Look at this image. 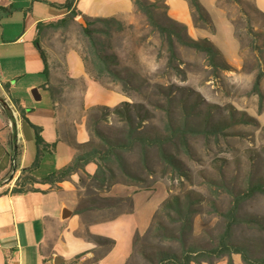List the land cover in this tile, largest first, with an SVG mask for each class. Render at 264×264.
Here are the masks:
<instances>
[{
    "label": "rangeland",
    "instance_id": "1",
    "mask_svg": "<svg viewBox=\"0 0 264 264\" xmlns=\"http://www.w3.org/2000/svg\"><path fill=\"white\" fill-rule=\"evenodd\" d=\"M152 1L156 3L154 17L165 25L173 24L165 3ZM223 2L239 45L238 52L231 47L226 49V55L223 53L226 67L221 66L222 57H217L216 64L212 65L206 52L178 41L174 47L176 55L172 56L167 36L138 9L121 22L109 25L96 22L93 25L98 29L94 32L95 46L83 32L82 17L62 22L59 27L50 25L41 34V40H46L54 50L77 49L90 73L124 93L125 101L131 103L132 123L137 132L150 136L171 135L172 140L164 146L172 161L163 160L156 145H148L144 162L137 143L132 150L123 152L126 170L137 178L123 174L113 159L107 164L114 169L115 177L108 173V180L101 183L81 172L76 181L77 195L66 197L67 202L76 203L74 209L87 208L85 218L90 220L91 212H96L94 215L99 218H109L129 211L132 193L152 190L134 195L136 219L144 218L149 207L152 212L156 211L148 227L135 234L126 264H153L149 256L153 257L158 250H183L180 240L169 237L178 234L180 223L174 222L169 211L161 208L172 195L189 194L196 199L185 246L208 250L216 245L225 229L224 214L235 196L248 191L252 183L264 184V76L258 88L254 85L258 72L264 70V17L247 0L241 4L234 0ZM60 4L48 9H58ZM17 15L21 18L13 24L9 22L8 26L22 24L24 14ZM196 24L205 25V22L199 20ZM217 26L218 37L228 42V27L219 19ZM94 51L107 58L111 72L100 75L96 72ZM32 68L30 61L29 70ZM41 88V94L46 95ZM28 95L34 101L32 91ZM113 108L92 110L89 130L98 120L99 128L106 135L123 137L129 129L128 121L115 114ZM178 127L187 129L185 142L179 134L173 136ZM90 132L92 141L104 149L95 132L92 129ZM53 161L50 156L44 158L33 175L47 176L53 172ZM238 213L242 220L232 227V241L248 247L252 256H264V192L245 195ZM234 257L239 264H245L241 254L233 253V260ZM208 261L228 264V256H211Z\"/></svg>",
    "mask_w": 264,
    "mask_h": 264
},
{
    "label": "crops",
    "instance_id": "2",
    "mask_svg": "<svg viewBox=\"0 0 264 264\" xmlns=\"http://www.w3.org/2000/svg\"><path fill=\"white\" fill-rule=\"evenodd\" d=\"M57 1L0 0V264H55L56 256L64 259L61 264H126L135 234L148 227L156 211L149 207L144 218L136 219L134 195L152 190L132 193L129 211L109 218H99L91 212L92 218L87 220V211L75 213L76 203L66 200L77 195L76 181L81 172L85 174L82 169L54 182L43 180L46 176L33 175L47 156L54 160V171L70 164L79 145L92 139L90 112L98 106L111 108L126 100L120 89L90 73L77 49L54 50L41 40L43 30L69 12L60 5L58 9H48L66 0ZM162 1L168 16L185 24L193 38H209L224 54L231 47L238 52L234 24L223 0H199L214 29L196 24L188 0ZM247 1L264 17V0ZM72 7L90 17L115 16L119 20H127L137 9L134 0H74ZM37 11L41 14H35ZM17 14H24L22 24L8 26L21 18ZM217 19L228 27V42L218 37ZM36 40L45 53L47 71L44 64L42 70ZM33 87L38 89L41 101L34 96L31 101L28 93ZM41 87L46 95L41 94ZM35 127L43 140L39 147ZM96 168V163L89 162L84 170L93 174ZM65 208L72 210L67 218L62 216ZM94 236L110 238L114 244H100L90 238ZM233 261L239 264L235 257Z\"/></svg>",
    "mask_w": 264,
    "mask_h": 264
},
{
    "label": "trees",
    "instance_id": "3",
    "mask_svg": "<svg viewBox=\"0 0 264 264\" xmlns=\"http://www.w3.org/2000/svg\"><path fill=\"white\" fill-rule=\"evenodd\" d=\"M191 7L194 10V18L195 22L202 20L205 22V25H208L214 29L213 22L204 8V6L201 4L199 0H188ZM237 3L241 4L242 0H234ZM74 0H66L63 4H60L61 7H64L68 9L67 15L54 24V26H59V23L67 22L69 19H75L76 17H82L84 19V23H80L83 29V32L87 35V37L90 40V43L95 46L96 45V39L94 36V32L98 29H95L93 25L100 21L107 25H109L112 22H121L118 18L115 16H108V17H90L87 15H84L79 10L72 7ZM134 3L136 5V8L138 10L143 11L145 14H147L150 22L156 27L160 33L165 34L167 36L169 45H170V51L171 55L175 56V42L178 41L183 45H187L190 47H194L198 50L206 52V54L209 57L210 63L212 65L216 64L217 57L223 58V53L221 50L216 46V44L210 40L209 38H201V39H195L187 32V26L179 21H176L169 17L171 22L173 24L171 25H165L158 21L154 17L155 12V1L152 0H134ZM166 8L167 5L165 4ZM255 8V7H254ZM256 9V8H255ZM257 11V10H256ZM101 31V29H99ZM106 30V29H105ZM36 45L38 47L39 53L41 55L43 64H44V70L47 71L48 69V63L45 56L44 51L39 45V40H36ZM94 59H93V65L96 70V72L100 75L105 71L111 72L109 69V65L107 63V58L103 56L99 51H94L93 53ZM224 64V65H223ZM223 64L221 66L226 67V61L223 58ZM219 66V65H218ZM228 66V65H227ZM264 76V70H261L258 72L256 79H255V87L258 88L260 81L262 77ZM95 77V76H94ZM98 79L97 77H95ZM99 80V79H98ZM131 103L124 101L120 105L115 106L113 108V112L119 116L124 117L128 121L129 129L125 131L123 137H117L112 138L106 135L98 126V120L94 123L92 128V131L95 132V134L100 139L101 143L105 146V148L101 149L99 146H97L92 139L88 142L79 145L78 152L75 155L74 159L70 164L67 166L61 168L58 171H54L51 174L47 175L43 180L45 181H59L63 179L64 177L68 176L72 172L77 171L78 169H82L85 172V175L87 177H90L94 180H100L101 183H104L106 180H108V173L113 177H115V171L114 169L107 164V162L112 161L113 159L116 161L119 169L123 172V174H126L127 176L131 178H137L132 173H129L126 170L124 161H123V152L124 151H130L133 149V147L138 143L141 149L142 158L145 162V155H146V148L149 145H156L158 148L159 156L165 160V161H172V157L169 153L166 152L164 144L172 140L171 135L169 137H165L160 134L155 135H145L141 132H137V128L135 125H133V118L131 115ZM94 109H100V110H106L109 109L107 106H98ZM93 109V110H94ZM101 116L100 118H103ZM36 128V142L38 147L42 143V137L40 136L39 131ZM177 131V132H175ZM174 133L179 134L180 138H182L183 142H185V135L187 132V129L185 127L183 128H176ZM89 162H94L97 165L96 171L93 174L87 173L84 170V167ZM32 179L31 176H26V179ZM15 191H21V188H15ZM261 191L264 192V184L263 183H252L251 186L248 188V191L239 194L235 196L234 203L231 205V207L225 212L226 217V227L223 230V232L219 235L218 242L215 246L211 247L208 250L204 249H198L195 245L185 246V236L187 230L192 228V222H193V215L195 213V201L196 199L193 198L191 195L186 194L184 197L181 195H172L171 197L167 198L161 205V208L166 211L168 210L170 216H172L174 222H179L180 224L177 226L178 234L169 237L177 238L178 240L183 243L184 248L181 252L176 251H168V250H158L153 255V257L149 256V259L154 262L153 264H203L204 262H209V258L211 256L220 257L223 255L228 256V264H235V262L232 259L233 253H239L241 254L242 260L245 264H264V256H252L249 252L248 247L245 245H242L240 243H235L232 241L231 235H232V227L235 223H238L242 220L241 216L238 213V207L239 203L245 198V195H248L250 193ZM105 199H108L105 197ZM131 203L132 200L130 199ZM87 208H76L74 210L75 213H82L86 212ZM172 211L175 216L171 215ZM92 240L100 243L105 244L108 247L113 246L114 241L107 237L102 236H94L90 237ZM81 255V254H80ZM78 255V257L80 256ZM97 260V259H96ZM95 262L94 260H92ZM89 261V262H92Z\"/></svg>",
    "mask_w": 264,
    "mask_h": 264
},
{
    "label": "water",
    "instance_id": "4",
    "mask_svg": "<svg viewBox=\"0 0 264 264\" xmlns=\"http://www.w3.org/2000/svg\"><path fill=\"white\" fill-rule=\"evenodd\" d=\"M32 93H33V96L36 100H39L41 97H40V94L38 93V89L37 88H34L32 90ZM72 213V210H70L69 208H65L63 210V213H62V216L64 218H67L68 216H70ZM64 261V259H61L60 257L56 256L55 259H54V263L55 264H61L62 262Z\"/></svg>",
    "mask_w": 264,
    "mask_h": 264
}]
</instances>
